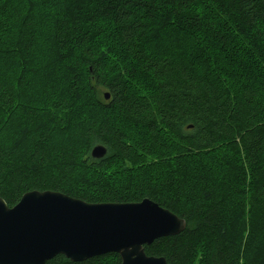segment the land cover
<instances>
[{
  "label": "trees",
  "instance_id": "16d2710c",
  "mask_svg": "<svg viewBox=\"0 0 264 264\" xmlns=\"http://www.w3.org/2000/svg\"><path fill=\"white\" fill-rule=\"evenodd\" d=\"M34 1L0 0V36H31L40 42L28 63L23 53L30 41L0 47V122L15 120L20 109L32 132L42 127L70 134L79 147H60L46 155L44 140L38 138L29 152L20 153L21 137L28 132L15 121L20 131H13V146L5 148L0 138V198L8 207L32 191L58 192L91 204L149 199L186 226L177 236L145 246L147 256L162 257L167 264H240L241 236L247 232V244L257 237V257L264 249L254 236H264V177L259 173L264 156V0H55L58 16L41 25L35 12L43 0L37 8ZM236 27L261 48L254 49L259 58L254 70L248 69L247 80L233 91L227 88L239 79L226 59L249 53L238 45L244 44L238 34L226 37ZM10 58L16 60L13 67L1 64ZM25 66L31 76L16 78ZM46 69L62 78L48 95L38 94L33 73ZM83 79L88 91L81 102ZM100 90L108 100L99 96ZM162 139L183 148H161L169 155L216 156L226 145L242 163L229 175L221 174L214 192L195 191L200 200L172 198L168 194L176 185L165 176L178 172L153 162ZM97 145L107 150L101 159L90 155ZM77 161L85 172L74 178ZM65 182H71L69 188ZM243 189L249 191L245 204L254 222L224 215L228 201ZM45 264H121V259L108 253L73 263L57 255ZM255 264H264V255Z\"/></svg>",
  "mask_w": 264,
  "mask_h": 264
},
{
  "label": "water",
  "instance_id": "95a60500",
  "mask_svg": "<svg viewBox=\"0 0 264 264\" xmlns=\"http://www.w3.org/2000/svg\"><path fill=\"white\" fill-rule=\"evenodd\" d=\"M106 153L97 145L90 155L101 159ZM146 205L155 211H146ZM185 226L149 199L91 204L58 192L32 191L13 207L0 198V264H45L57 255L80 263L108 253L118 254L121 264H167L162 257L147 256L144 247L179 235Z\"/></svg>",
  "mask_w": 264,
  "mask_h": 264
},
{
  "label": "rangeland",
  "instance_id": "374dc122",
  "mask_svg": "<svg viewBox=\"0 0 264 264\" xmlns=\"http://www.w3.org/2000/svg\"><path fill=\"white\" fill-rule=\"evenodd\" d=\"M55 0H43V4H41L38 7L39 0L34 1V8L38 9L36 10L35 13H37V17L40 20L39 25L41 24H47L50 20H53L58 16L55 11ZM43 8V11L41 10ZM46 14V15H45ZM54 22V21H53ZM51 23V25L53 24ZM238 34L244 44H238L244 47L249 53L240 55V56H232L227 57L226 62L232 63L233 66H230V71L232 72V76L234 73L237 74V80H231L232 86L227 88V90H233L235 91L240 85H242V81H246L247 77L245 74H248V69L254 70V63H257L259 61L258 55L255 53V48H261L258 43L254 42L252 39H247L246 34L243 28L236 27V30L232 33L226 34V37H232L233 35ZM17 35V34H16ZM30 36V35H29ZM38 35L36 34V37ZM244 37V38H243ZM18 41L24 42V41H30L29 43L30 48L28 49V52L23 51L20 47L18 49L21 52H26L23 53L24 60L25 62L28 63L30 59H32L37 52L40 42L37 39H33L30 37H27L21 40V37L17 35H1L0 36V47L3 48H9L11 49L12 47L9 45V43H16ZM8 44V45H7ZM233 44V43H232ZM13 45V44H12ZM52 45H47L49 48V56L54 58L53 55V50L50 49ZM15 47V46H13ZM259 48V49H260ZM16 60H11L8 59L6 61L1 62V64L9 65L13 67L15 64ZM18 63V62H17ZM16 63V64H17ZM231 65V64H230ZM241 67H246L245 69H240ZM240 69V70H239ZM251 72L249 73V75ZM257 74L254 73L251 76H256ZM31 76L29 73H27V68L25 66L24 72L18 71L16 73V78L17 77H22V78H28ZM62 75L56 73L55 69L52 70H43V71H37L33 73V81L35 84L32 86L33 89H37L39 92L38 94H45L48 95L49 92H52L55 89V84L56 81L61 80ZM39 81L41 82L39 84ZM60 83V82H59ZM23 84H19L21 87ZM31 87V88H32ZM79 89L83 90V93L81 94L82 97H80V101L84 102L85 100V93L88 91V83L85 79H83L79 83ZM105 95V92L100 90L99 91V96L103 98L102 96ZM104 100V99H103ZM105 101V100H104ZM25 104V102H22ZM28 105V104H27ZM25 112L23 110H18L15 116V120L11 122H0V138L3 141L4 147L5 148H11L13 144L16 142L15 135L13 134V131L19 132L20 130L16 128V124H19V127L22 130H25L28 132V135H25L24 137H21V142L23 141L21 147H18V151L21 153L23 151L29 152V147L31 144L33 145L34 140L40 138L44 140V146L43 152L46 155L54 154L59 150L60 147H67L70 146L73 149L79 147V145L73 144L74 138L71 137L70 134H61V133H56L53 132L52 130H46L45 128L39 129L37 128L34 132H32V126L29 125L28 122L25 120ZM17 123H16V122ZM43 120L38 121L39 125L43 124ZM2 123V124H1ZM72 134L75 135V130L71 131ZM168 143H171L170 140L167 139H162L160 144L158 145V148L160 149V152L156 155V157L153 159V162L157 164L158 166L160 165H165L167 167H175V171L178 172L177 174H172L170 177L165 176L169 181L170 178L174 179V184L176 187L170 191L168 194L169 197L175 198H181V200H200V194L196 193L195 191H203L205 193L207 192H214L216 190V186H219L218 182L220 181V176L221 174H228L232 171V167L237 164H241V158L238 156H234L229 154L228 148H225L226 145L220 147L218 150L223 151L219 153L218 155H214L213 153L211 154H205V155H198L195 158H190L188 154H181L179 157H176L174 154L169 155L168 152H164L161 150V148L164 147H170L172 150H183L182 146H168ZM19 146V145H18ZM170 150V153L172 152ZM164 152V153H163ZM186 153V152H185ZM79 158V155L77 157V160ZM259 173L261 176L264 177V156H262L259 160ZM73 171V168H72ZM85 172L82 167L79 165L77 161V166L74 170V173L72 174V177H77L80 173ZM159 172H161L159 170ZM70 173V172H67ZM88 175L91 173H87ZM163 176L157 177L161 179ZM187 177V179H186ZM218 181V182H217ZM69 184L71 182H65V187L69 188ZM244 185L248 186L251 188V185L248 183H245ZM249 191L246 189H243L241 193L233 195V197L228 201V209L226 213H224L225 217L228 219L233 216H237L238 219L240 218L242 223L246 222H254V217H250L248 207L245 204V198L247 197ZM182 205V204H181ZM260 218H264V206L262 208V214H260ZM263 223V228H264V219L261 221ZM254 236H258L264 246V236L259 235L258 233L254 232ZM248 233L247 232H242V254H241V260L240 264H255L257 260L261 258L262 255H264V249L261 248L259 251V254L257 257L254 258L255 252L258 245V240H256L257 237L252 238L248 241ZM251 237V236H250ZM247 244V247H246ZM246 247V248H245Z\"/></svg>",
  "mask_w": 264,
  "mask_h": 264
},
{
  "label": "snow or ice",
  "instance_id": "6c2138e0",
  "mask_svg": "<svg viewBox=\"0 0 264 264\" xmlns=\"http://www.w3.org/2000/svg\"><path fill=\"white\" fill-rule=\"evenodd\" d=\"M41 198H47V197H41ZM146 211H155V209H152L150 206H145Z\"/></svg>",
  "mask_w": 264,
  "mask_h": 264
}]
</instances>
